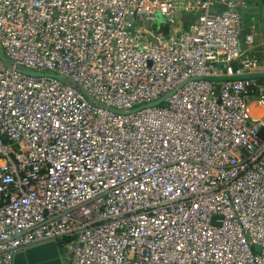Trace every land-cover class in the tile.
<instances>
[{
  "label": "built area",
  "instance_id": "1",
  "mask_svg": "<svg viewBox=\"0 0 264 264\" xmlns=\"http://www.w3.org/2000/svg\"><path fill=\"white\" fill-rule=\"evenodd\" d=\"M247 8L0 0V264L60 240L69 264H264Z\"/></svg>",
  "mask_w": 264,
  "mask_h": 264
},
{
  "label": "water",
  "instance_id": "2",
  "mask_svg": "<svg viewBox=\"0 0 264 264\" xmlns=\"http://www.w3.org/2000/svg\"><path fill=\"white\" fill-rule=\"evenodd\" d=\"M0 58L4 62H8V58L4 56L1 48H0ZM22 69L23 71H26L28 73H35L25 68H22ZM56 76L59 78L66 79L64 75H56ZM250 77L264 78V73L252 74V75L239 77V78H250ZM210 79L223 80V79H228V78L218 77V78H210ZM172 93L173 92H170L169 94H167L166 97L158 100L157 103H161L165 98L170 96ZM260 135L264 138V129L260 131ZM215 219H216V216L214 217V221ZM66 253H67V250L60 249L56 241H49L46 243L28 247L23 251L17 252L14 257V264H65L62 256Z\"/></svg>",
  "mask_w": 264,
  "mask_h": 264
},
{
  "label": "crops",
  "instance_id": "3",
  "mask_svg": "<svg viewBox=\"0 0 264 264\" xmlns=\"http://www.w3.org/2000/svg\"><path fill=\"white\" fill-rule=\"evenodd\" d=\"M243 29L241 34V48L247 55L257 57L261 65L257 72L264 73V0H248V8L243 11ZM256 27L255 42L252 47L244 43L245 34L252 26ZM252 113L258 117L263 112V107L257 103L252 104Z\"/></svg>",
  "mask_w": 264,
  "mask_h": 264
},
{
  "label": "trees",
  "instance_id": "4",
  "mask_svg": "<svg viewBox=\"0 0 264 264\" xmlns=\"http://www.w3.org/2000/svg\"><path fill=\"white\" fill-rule=\"evenodd\" d=\"M194 16L196 17V15H194ZM186 24H187V23H186ZM156 27H160L162 30L167 31V29H168V25H167L166 20L163 18L160 22H158V23L156 24ZM67 240H69V239H67ZM59 245H60V246L62 245V241H61V240L59 241Z\"/></svg>",
  "mask_w": 264,
  "mask_h": 264
},
{
  "label": "rangeland",
  "instance_id": "5",
  "mask_svg": "<svg viewBox=\"0 0 264 264\" xmlns=\"http://www.w3.org/2000/svg\"><path fill=\"white\" fill-rule=\"evenodd\" d=\"M162 19H163L162 17H158V18H157L158 22H160ZM166 96H167V95H164V96H162L160 99H162V98H164V97H166ZM160 99H158V100H160ZM158 100H156V101H154V102H152V103H150V104H148V105H156V104H160V103H157ZM139 107H140V106H137L136 108H139ZM136 108H135V109H136ZM135 109H134V110H135ZM64 262H65V264H69V262L66 261V260H65Z\"/></svg>",
  "mask_w": 264,
  "mask_h": 264
}]
</instances>
